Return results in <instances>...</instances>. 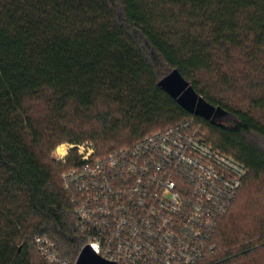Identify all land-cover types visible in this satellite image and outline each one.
Here are the masks:
<instances>
[{"label": "trees", "instance_id": "trees-1", "mask_svg": "<svg viewBox=\"0 0 264 264\" xmlns=\"http://www.w3.org/2000/svg\"><path fill=\"white\" fill-rule=\"evenodd\" d=\"M174 71L228 120L159 85ZM192 117L249 170L216 257L264 264V0H0V264H50L35 235L70 261L85 244L59 144L104 154Z\"/></svg>", "mask_w": 264, "mask_h": 264}, {"label": "built area", "instance_id": "built-area-1", "mask_svg": "<svg viewBox=\"0 0 264 264\" xmlns=\"http://www.w3.org/2000/svg\"><path fill=\"white\" fill-rule=\"evenodd\" d=\"M53 158L68 165L63 188L85 236L83 246L104 259L225 264L216 257L214 237L249 170L208 142L195 118L104 154L92 141L62 144ZM32 244L50 264H77V258L63 259L46 235H35Z\"/></svg>", "mask_w": 264, "mask_h": 264}, {"label": "water", "instance_id": "water-1", "mask_svg": "<svg viewBox=\"0 0 264 264\" xmlns=\"http://www.w3.org/2000/svg\"><path fill=\"white\" fill-rule=\"evenodd\" d=\"M159 85L167 90L190 112H195L201 116L211 119L212 122H221L224 117H228L227 112L220 108H215L208 104L178 72L174 71L170 76L163 79ZM77 264H117L108 261L96 253L89 245L82 247L77 256Z\"/></svg>", "mask_w": 264, "mask_h": 264}, {"label": "rangeland", "instance_id": "rangeland-1", "mask_svg": "<svg viewBox=\"0 0 264 264\" xmlns=\"http://www.w3.org/2000/svg\"><path fill=\"white\" fill-rule=\"evenodd\" d=\"M227 120H228V118L224 117L223 120H222L221 122H226ZM66 143H70V142L66 141V142H63V143H61V144H59V145L66 144ZM59 145H58V146H59ZM58 146H57V147H58ZM57 147H56V148L52 151V153H51V159H53V160H55V159L53 158V154H54L55 150L57 149ZM55 161H56V160H55ZM59 163H60V162H59ZM61 164H62V163H61ZM62 165H64V164H62ZM246 202H247V193H246V195H244V197H242V198L239 200L237 206L234 207L233 210H234V211L237 210V209H236L237 207H238V209L244 207V205L246 204Z\"/></svg>", "mask_w": 264, "mask_h": 264}]
</instances>
